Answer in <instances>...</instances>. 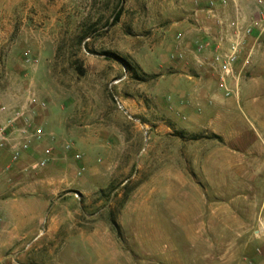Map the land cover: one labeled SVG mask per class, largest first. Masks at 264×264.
<instances>
[{"label":"rangeland","instance_id":"rangeland-1","mask_svg":"<svg viewBox=\"0 0 264 264\" xmlns=\"http://www.w3.org/2000/svg\"><path fill=\"white\" fill-rule=\"evenodd\" d=\"M209 1L0 0V126L22 110L45 136L4 161V186L29 187L0 209V264H202L245 243L264 167L231 149L237 132L264 135V31L229 108L196 93L215 74L195 48L236 16L264 25V0Z\"/></svg>","mask_w":264,"mask_h":264},{"label":"built area","instance_id":"built-area-1","mask_svg":"<svg viewBox=\"0 0 264 264\" xmlns=\"http://www.w3.org/2000/svg\"><path fill=\"white\" fill-rule=\"evenodd\" d=\"M226 3V0H220L219 2L210 0L208 2V13H212V9L216 5L224 6ZM260 22L261 19H258L244 24V21L236 16L231 21H227L224 24L222 22L221 31H223V35L221 37L214 38L212 43L201 42L195 48L196 63L200 67L207 64L214 70L218 88L222 91L224 97H230L238 93L235 66L243 53L246 40L252 36L256 29H259L261 33L264 31V25L260 24ZM181 37V35H177L176 39L180 41ZM206 50L209 51L210 56L202 58ZM250 56L251 54L248 53L243 60V66L249 64ZM175 57L182 59L183 53L176 52ZM1 110L5 111V108ZM44 140V134L26 121V114L22 110L10 111L6 123L0 126V150L8 149L11 155V162L19 161L23 154L27 153L34 144L38 145ZM261 143L264 148V139L261 140ZM63 149L70 151V146L66 144ZM53 156V148L46 147L42 151V157L30 163L28 168L31 170L42 169L53 159ZM75 159H80V156L75 155ZM255 236L264 243V189L257 217Z\"/></svg>","mask_w":264,"mask_h":264},{"label":"crops","instance_id":"crops-1","mask_svg":"<svg viewBox=\"0 0 264 264\" xmlns=\"http://www.w3.org/2000/svg\"><path fill=\"white\" fill-rule=\"evenodd\" d=\"M217 1L219 2L220 0ZM233 1L237 2L240 0H233ZM243 1H246V3L248 4L247 7H249V5H253L256 8V10L259 11L257 2L255 0H243ZM252 13L254 12L252 11ZM248 69L250 70V68ZM213 77L215 82L214 80L210 82L208 81L205 82L203 81L200 83L197 82L196 93H198L199 96H202V95H208V93L210 92L212 94L210 98L213 99L214 103L220 105L223 104L225 100L223 99L224 98L223 94L219 92L220 89L218 88L216 77L214 75ZM238 95L239 94L235 96L238 97ZM224 104H226L224 106H227V108L230 107L229 104L227 103ZM220 106L223 107V105ZM3 114L4 112H0V116H4ZM234 139L236 140V142L239 141L240 146L237 144V147H241V149L239 151L236 148H233L231 149L232 153H240L241 156H244L246 158L248 165L250 166L256 162L257 164H259V166L264 167V148L261 143V140L264 139V135L256 131V135L253 136L250 132L242 130L236 133ZM37 148L38 146L34 144L27 153L23 154L22 157L34 156ZM10 157L11 155L8 150L0 151V209L4 208L5 204L8 205L9 201L16 200L17 199V196H15L16 193H20V191H22L21 193H23L25 189H28L29 187L28 185H26L22 188L15 190V187L13 186H8V187L4 186V172L2 170V167L4 166V161H6L7 159L9 160ZM20 162L21 161L19 160V162L15 163V165H18ZM229 167L231 168L232 166L230 165ZM22 177L23 179L27 178L26 175H22ZM5 193L10 194L11 196H15L16 198H9V196L8 197L4 196ZM261 201H262V197H261ZM261 201L259 204V209H260ZM252 224L255 228L254 230H252L250 234H248L247 232L238 234L239 237L242 238L241 241L245 242L244 244L241 245V248L235 250L234 247L232 248V246L230 245L227 248H225V250L221 253L217 254L214 252L210 255L203 254L201 258L202 264H264V243L255 236V231L257 228V218H254ZM227 239L233 240L235 238H233V234H232L228 236ZM196 262L193 261L192 264Z\"/></svg>","mask_w":264,"mask_h":264},{"label":"trees","instance_id":"trees-1","mask_svg":"<svg viewBox=\"0 0 264 264\" xmlns=\"http://www.w3.org/2000/svg\"><path fill=\"white\" fill-rule=\"evenodd\" d=\"M108 55H109V56H114L113 54H110V53H108ZM125 64H126L128 70L131 69L130 66H129V64H128L127 62H126ZM132 73H133L134 75H136L135 72H132ZM213 137L216 138V139L218 138L217 136H213Z\"/></svg>","mask_w":264,"mask_h":264}]
</instances>
